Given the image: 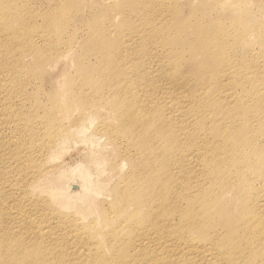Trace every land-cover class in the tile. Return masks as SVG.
<instances>
[{
  "label": "rangeland",
  "instance_id": "1",
  "mask_svg": "<svg viewBox=\"0 0 264 264\" xmlns=\"http://www.w3.org/2000/svg\"><path fill=\"white\" fill-rule=\"evenodd\" d=\"M153 4L157 12L156 15L152 14L153 18L165 25L169 22L170 33L174 35L172 37L178 39L177 44L170 49L173 54L170 53L171 51L170 55L163 53L159 60L163 69L158 79L164 78L165 73L168 78L161 80V87L155 91V102L161 104V107L164 106V114L172 111L175 107L173 103L182 105L180 113L183 108L191 110V108L196 109L197 106L199 107L197 109L201 111L206 109V112H210L207 118L201 116V119L207 122L200 121L198 115H195L191 122L193 128L195 127L193 130L197 132L207 131L206 128L208 132L211 131L206 137L210 141L202 147L204 152L209 150L208 148L210 151L213 148L211 152L207 151L210 159L205 161L204 156L199 158L194 148H190V143L186 142L185 147L182 146L184 153L182 152L181 160L178 162L181 168L177 169V175L181 181H183L182 176L188 178L187 185L192 181L194 187L188 185L190 187L188 195L184 194L186 197L181 198L182 200L180 199L176 205V207L183 205L177 208H180V212H185L191 208L190 205L193 207L195 192L196 194L205 193L203 202L200 200L199 204L202 202L203 205L202 203L200 205L208 208L209 213L202 216L203 224L194 229L193 233H189L190 236H186V233L180 236L185 239L192 238L191 240L198 244L217 243L222 250L226 247L229 238L233 236L235 238L238 235L233 232L232 235L224 228L218 227L222 224L217 219L219 213L223 215L222 218L226 222L249 221L261 186L253 161L255 154L258 153L255 151L253 142L255 139L258 140V137L261 139L260 133L256 131L260 124L256 122V118L259 120L263 117L260 114L264 110V0H150L148 6L152 8ZM122 5L125 9L124 0L112 2L106 0H0V190L7 194L6 199H3L5 201L3 209L6 211L3 222L8 223L11 226L8 229L15 231V234L34 235L43 232V234H53L55 238L64 236L68 239H70L69 230L72 226H78L81 232L86 231L92 237L91 242L89 241L90 245L92 242L95 245L100 244L103 250L102 257L108 260L111 257L108 242L113 240L115 246L119 247L120 244L125 245L129 242L127 239L131 236L127 228L129 223L122 225L121 219H125L133 207L124 213H118V204L115 203L113 194L115 187L117 189L124 187L129 167L125 166V163L121 169L116 166L121 159L97 130L100 125L117 129V123L112 120L114 114L108 111L106 106L102 107L104 105L92 107L90 103L84 102L90 97L89 87L86 84L98 76L96 72L99 64H95L89 71L88 59L79 66L76 57L83 54L85 49L93 47L92 45H87L86 48L81 47L92 32L103 37L107 36V40L105 39L107 43V41L114 42L120 39L121 26H130V30L135 32L141 29L138 22L140 15L144 16V11L136 17L127 18L125 11L118 9L122 8ZM157 6L161 10L157 9ZM47 20L51 21L54 28L52 30L59 32L57 38L52 32L47 31ZM24 35L31 38L27 45L19 46L21 38L17 39V36ZM210 39H213L215 47L210 45ZM223 39H226L225 43ZM69 40L74 43L66 45L70 43ZM26 46L28 48L24 49ZM5 48L15 49L9 54L2 55V50ZM65 51H68V58L59 60V56ZM13 56L15 58L9 61ZM92 63L95 62L92 60ZM152 63L156 64V61ZM12 69L18 72L16 79L13 78L15 74ZM155 79L153 80L159 82ZM76 86L80 90H75V97L81 103L68 94L72 92L68 89L76 88ZM207 103H212L211 106L215 107L211 109ZM93 110L96 113H89ZM48 115L54 119L49 118ZM80 121H84L82 125L87 127V138L74 134V129ZM24 124H28V129ZM216 124L219 125L220 130L217 127V130L214 129L213 125L216 126ZM23 130H25V139L20 137ZM233 131H235L234 134ZM55 132L57 133L54 136ZM64 132H69V137L64 142L63 148L60 147L61 150L63 149L62 155L59 154L56 161H49L43 153L39 152L38 146L45 142L49 144L59 142ZM229 134H233L232 137L229 138ZM235 134L239 135V139L235 137ZM215 135H219L218 138ZM90 136L99 143L92 146ZM227 138L226 145L232 146L231 149L225 146L224 142ZM233 139L235 141L232 143ZM261 140L264 143V140ZM21 143L24 147L29 146L23 159H32L31 163L24 162L23 167L16 161V151ZM215 149H218L219 153ZM41 157V165L34 166L32 163ZM182 157L185 159L183 160ZM58 166L69 169L83 167L90 175L91 182L85 198L82 196L83 190L77 188L76 181H74L75 184L70 183L74 185H69V189L66 187L68 194L77 193L74 195L75 201L69 202L73 203V208L69 210L63 208V205H47V202L49 203L47 196L42 195L40 190L31 189L39 172ZM169 166L171 168V164ZM223 166L229 168L225 169ZM191 168L194 171L192 176L189 174ZM207 170L206 176L208 180L212 179L213 184L211 182L209 184L201 177ZM214 177H217L215 180L217 183H214ZM43 180L44 178H36L39 182ZM45 180L52 184L60 183L56 173ZM211 184L213 188H210ZM191 195L194 199H191ZM211 195L215 196L210 198ZM143 198L138 193L136 199L139 203ZM16 202H20L21 204L18 203V205L22 208L15 205ZM109 204L111 205L108 206ZM222 209H226L225 212ZM240 209L241 211L237 213ZM249 210L250 215H248ZM147 213L149 210L143 207L134 215V220L138 219L140 224H144L142 226L147 225ZM212 213L218 214L215 222L210 220L209 215ZM193 214L198 215V210L195 209ZM241 215L242 217H239ZM109 217L111 220L107 219ZM173 219L176 224L178 221L182 222L179 213ZM120 240L125 241L120 242ZM102 245H105L106 249ZM81 264H90L87 256L83 258ZM107 264H113V262L109 261Z\"/></svg>",
  "mask_w": 264,
  "mask_h": 264
},
{
  "label": "bare ground",
  "instance_id": "2",
  "mask_svg": "<svg viewBox=\"0 0 264 264\" xmlns=\"http://www.w3.org/2000/svg\"><path fill=\"white\" fill-rule=\"evenodd\" d=\"M106 1L112 2L114 0ZM124 2H126L125 9L124 5H122V8L119 7L118 9L124 10L126 15L128 16L127 18L136 17L137 14H140L144 11V16L140 15L141 18L138 22L139 28L141 29L135 32V30H130V26H121L119 30L120 39L114 42L107 41V43H105V41L107 40V36L103 37L96 34L95 32H92V35L89 36L87 41L81 44V47L86 48L85 46L87 45H92L93 47H87L88 49H85V52L79 55V58H76L77 64L79 63V66L82 65V62L84 60L88 59L90 63L89 71L91 68H94L93 66L95 64H99V67H97L98 70L96 72L98 76L96 78L94 77L95 79L91 80L93 82L90 81L88 84H86V86L89 87L88 90L90 92V97L84 100V102H86L85 104L90 103L89 105H92V107L101 105H104L102 107L106 106V109L114 114L112 120L117 123V129H112L110 127L105 128L100 125L97 130L100 132L101 136L108 141L110 146L113 147V151L115 150L118 154V157L121 159L116 164V166L121 169L122 165L125 163V166L128 165L129 167L128 173L125 176L124 187L118 189L115 187L113 189L115 198L114 201L116 204H118V213H124L126 210H130L131 207H133L132 211L128 213V216L123 220L121 219L122 225H126L127 223H129L127 227L129 228V233H131V236H129V239H127L129 240V242H127L125 245L120 244L118 247L115 246L113 240L109 241L108 243L110 247L108 248V251L109 253L111 251V257L108 260L107 258L104 259L102 257L103 250H101L102 247L100 246V244L98 245L96 243L95 245L94 242H92V245H90L89 241L91 242L92 237H90L89 234L86 233V231L81 232V228H79L78 226H72L71 230H69L70 239L64 236L55 238L53 234H43V232H40L38 234L36 233L34 235L28 234L26 232V234L23 232L25 235L21 233L15 234V231L8 229L11 226L8 223L3 222L5 221L3 219V216H5L4 214H6V211L3 209L5 202L3 199H6L7 194L5 195V193H2L0 190V264H81V261L85 256H87L90 264H107L109 261L113 262V264H264V143L261 140H264V110H262L260 114L263 115V117H260L259 120H257L256 118V122H260V124L258 125L259 129L256 131L260 133L261 139L258 137V140L255 139V141L253 142L255 151L258 152L255 154V158L253 161L256 166V175H258L257 179L258 181L260 179L261 186L259 188V192L257 193V199L255 201L256 206H253L254 209L252 210V215L250 217L251 219L249 221L244 220L243 223H237V220L226 222L222 218L223 215H220L219 213V217L217 219L220 223L222 222V224L218 227H221L222 229L224 228L225 230H227V233L233 232L234 234L237 233L238 235L235 238H233L234 236L229 238L226 242V247L222 250L218 247L217 243L215 244L213 242H210L209 244H198L196 241L191 240V237V239H185L184 237L182 238L180 235L186 233L187 236L189 235V233H193V231H195L194 229L199 228L203 224V217L207 215L208 208L202 206V198L205 193L196 194V192L194 194L195 199L192 197L193 195L190 196L191 199H194V201H192L193 207L192 205H190L191 208L187 209V211L185 212L182 211L183 213L180 212V208H177L179 205L176 207L177 202H179V200L183 198L187 192H189L190 187L188 185H192V181H190V184L187 185L189 179L183 177V173L181 174L183 181L178 178L177 169L181 168L178 166V162L179 160H181L180 156L183 152L182 148L185 147L186 142L191 144L189 145L190 148H194L195 153L199 158L204 156L206 158L205 161H208L210 159L207 152L210 151V148H208L209 150H206L204 152L202 147L204 144L210 141L207 140L206 137L208 133H211V131L208 132L209 130L208 128H206L207 131L202 130L197 132L193 130L195 129V127L193 128L191 123L192 118H194L195 115H198L200 121H204L205 119H201V116L207 118V115L209 116L210 112H206L205 107L202 105V107L205 109L204 111L197 109V106L196 109L191 108V110H186L183 108L182 112L180 113V107L182 105L178 106V103H173L175 107L172 108V105L170 106L172 108V111L170 113L164 114V106L161 107V104H157V102H155L156 97L154 94L155 91H157L161 87V80H165L166 78H168L165 73L164 78L159 77L158 79V75L163 69L162 65L159 64V60H161L162 55H164L163 53H168V55H170L169 52L171 51L170 53L173 54V51L170 49L172 46H175L177 44L178 39L176 40L174 37H172L174 35L170 33L169 22H167V24L165 25L153 18L154 16L152 14L156 15L157 12L155 10L154 4L152 5V8L148 6L150 0H124ZM157 9L161 10L160 8H158V6ZM190 24L192 23L190 22ZM191 26L194 27L193 24ZM52 29L54 28L51 25V21L49 20L48 22L47 20V31L49 30V32H52V34L57 38L59 36V32H54V30ZM20 38L21 40H25H20L21 45L19 46H23L28 44V41L31 37H27L26 35L22 37L17 36V39ZM212 40L210 39V45L215 47ZM69 41L70 43L66 45H71V43H74V41L72 42V40ZM225 41L226 39H223L224 43ZM27 48L28 46H26L24 49ZM14 49L15 48H5L4 50H2V55L5 53L9 54L10 52L14 51ZM68 55V51H65L59 56V60L67 59ZM176 57L174 56V59ZM14 58L15 56L11 57L9 61L13 60ZM92 60L93 62H95L94 64L92 63L93 65L91 64ZM153 61H156V64L152 63ZM92 70L95 71V69ZM12 71H14L15 74L13 78L16 79L18 77V72L15 69H12ZM94 73L95 72H93V74ZM93 74L91 75L92 77ZM156 77L157 79H155ZM153 79L159 80V82L154 81ZM68 90L72 91L68 92L69 96L75 98L79 103H81L80 100L75 97V90H80V88L76 86V88H69ZM207 104L210 105L207 106L211 107V109L215 107L211 106L212 103ZM193 108L195 107L193 106ZM89 113H96V111L93 110ZM216 113H218V111ZM176 114L178 116H176ZM49 118L54 119L51 116H49ZM245 120L247 119L245 118ZM193 121L195 122V120ZM205 121L207 122V120ZM83 122L84 121H80L76 125L74 134L78 137L87 138V127L86 125H82ZM217 124L220 125V123ZM217 124L216 126L213 125L214 129L216 127L218 128L219 125L217 126ZM24 125L28 129V124ZM202 127L204 126L202 125ZM211 129L213 128L211 127ZM245 129H247V127ZM24 131L25 130H23L22 136H20L22 138L25 137ZM235 131H233V134ZM56 133L57 132L54 133V136L56 135ZM233 134H229V138L232 137ZM61 136L62 139L59 142L57 141L53 144L45 142L38 146V148L40 149L39 152L43 153L49 161H56L57 158L63 153V149L61 150L60 147L63 146L67 137H69V132H64L61 134ZM216 136L217 135H215V137ZM235 137L239 139V135H236ZM89 140L92 146L95 145V143H99L94 140L93 136H90ZM234 141L235 140L233 139L232 143ZM227 142L228 138L225 139V146H227ZM209 145L211 146L212 143ZM238 146L241 147V145L239 144ZM28 147H24L21 143V146L19 144V147L16 151V161L19 162L21 167H23V163L26 161H29L30 163L32 162V159H23V155ZM229 148L231 149L232 146ZM236 149L239 150L238 148ZM216 151L219 153L218 149ZM8 156L9 155L7 153V157ZM190 157L192 158V156ZM41 159L42 157L38 160H35L32 164L34 166L41 165ZM229 159L227 160V162L229 161ZM242 160H244V158ZM169 164H171V168ZM185 172L187 173V171ZM193 172V168H191L189 174L191 175ZM207 172L208 170L205 173L203 172L205 175H201V177L203 180L208 181L210 184L212 179L210 178L211 180H208V177L206 176ZM53 173L57 174V177L60 179V183L52 184L45 180L49 176L53 175ZM36 178H44V180L39 182L36 181ZM36 178L33 181L34 184L31 185V189L40 190L42 195H46L49 200V203L47 202V205H63L62 207L68 210L73 208V203L70 204L69 202L73 200L75 201L76 196L74 197V195L77 194L74 193V195H70L67 193V188L69 185H71L70 183H74V181H76L78 186L77 188L83 190L82 196H84L85 198L88 193L89 184L91 182L88 170L83 167L69 169L60 168L58 166L54 167L51 170L39 172V176H37ZM216 178L214 179V183H217V181H215ZM184 183H186V185ZM211 183L213 184V182ZM218 183L220 184V181ZM198 186L199 185L197 184V187ZM200 186H202V184ZM210 188H213V185ZM138 193L139 196L144 197L141 200L142 202L140 201V203L136 199ZM225 193L226 192H224V194ZM213 196L215 195H211L210 198H212ZM188 199L189 197L187 198V200ZM200 200H202V202H200V204L202 203V205L199 204ZM18 203L21 204L20 202H16L15 205H18ZM111 204H109L108 206H110ZM195 204L197 205L196 207ZM182 206L183 205L179 207ZM112 207L109 209V212L111 211ZM143 207L144 209L149 210V213H147L146 215L147 225L145 226H142L144 224H140L138 219L137 221L134 220V215L137 213V211L142 210ZM195 209L198 210V215L196 214V216H194L193 214V212H195ZM222 210L223 212H225L224 210L226 209ZM245 210L246 209H244V211ZM240 211L241 209L237 213H239ZM248 212V215H250V210ZM178 213L180 214V221L182 222L178 221V223L176 224L173 218L174 216H177ZM217 216L218 214L216 215V213H212L211 215H209L211 221L216 220ZM234 216L236 217V214H234ZM110 217L107 219H110ZM239 217H242V215ZM27 226L25 227L27 228ZM230 233L229 235H231ZM98 238H100V236ZM123 241L120 240V242ZM84 243H86V245ZM98 254L101 256H99ZM250 257L251 260H249Z\"/></svg>",
  "mask_w": 264,
  "mask_h": 264
}]
</instances>
